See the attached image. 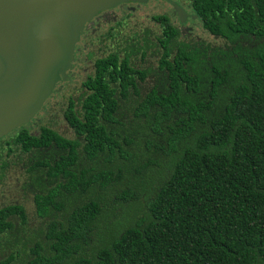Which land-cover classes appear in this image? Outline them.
Listing matches in <instances>:
<instances>
[{
  "label": "trees",
  "instance_id": "1",
  "mask_svg": "<svg viewBox=\"0 0 264 264\" xmlns=\"http://www.w3.org/2000/svg\"><path fill=\"white\" fill-rule=\"evenodd\" d=\"M185 1L187 18L220 45L181 40L158 13L159 65L134 67L153 41L147 28H131L129 7L100 37L126 43L96 57L78 101L68 100L75 138L24 124L0 139V186L15 174L47 220L46 241L35 239L22 264H264V0ZM148 77L154 82L142 95ZM123 109L132 114L125 121ZM101 156L102 164L117 159L116 170L78 165ZM125 162L127 172L164 168L143 203L128 191L93 195V184H115ZM133 200V213L106 224L105 206ZM0 204V234L13 220L25 224L22 204Z\"/></svg>",
  "mask_w": 264,
  "mask_h": 264
},
{
  "label": "rangeland",
  "instance_id": "2",
  "mask_svg": "<svg viewBox=\"0 0 264 264\" xmlns=\"http://www.w3.org/2000/svg\"><path fill=\"white\" fill-rule=\"evenodd\" d=\"M181 2L185 6L184 8L188 11V2L185 0H182ZM129 7L134 9V14L130 21L132 24H135V26L132 25L131 28L136 30L141 27L147 28L150 30L148 37L153 41L151 48L143 57L139 54L136 55V57L134 55L135 58L132 61L134 67L157 69L159 65L162 50L157 46L156 36L161 34V29L159 24L152 19V15H157L158 13L167 14L170 17L172 23L179 29L181 40L192 42L203 41L213 45H220L222 43V39L216 38L207 33L201 27L196 18L192 17L193 19L191 18V20L188 17L184 21H181L180 18H177L178 15L176 13L174 14L172 6L166 1L149 0L146 3L139 5L131 3L121 4L102 15H99L95 20L88 24L80 44L76 47L78 48V53L76 54V60L74 61L72 70L67 73V76L63 81L57 84L52 95L46 100L43 108H41L33 119L26 124L28 129L31 131H38L40 126L47 125L65 137L75 138V134L64 116L68 100L69 98H72L76 102L78 101V97L83 92L82 82L87 75L93 72V62L96 57L105 55L113 50V48H111L112 46L117 48L126 43L125 41H122L119 44L111 45L113 41L110 39H107L102 43L100 40H103V38L100 39V37L107 31V28L111 24L121 19L122 16L129 11ZM127 19L129 20V18ZM140 36H144V34H141ZM89 54H91V56H89ZM153 82V79L148 77L144 83L140 84L139 88L142 95L150 88V85H153ZM133 96L138 98V95H135L134 93ZM123 111L125 113L122 121L128 120L129 116L132 117V114L129 115L125 109H123ZM125 125L128 126L127 122ZM123 148L128 151V146L123 145ZM117 161L118 160L115 159L112 164H102V156L100 157V162H92L87 159L84 161L81 158L78 161V165L82 168L92 166L94 169L113 168L116 170L115 165ZM124 164L125 166L121 163L119 164L122 173L119 175L115 174V184L108 186L105 190H99V184L95 183L93 184L94 187H91L94 190L93 195L99 197L98 194H100L107 198H112L115 194L128 191L133 195H139V197H137V202L138 205L140 202L142 204L147 192L156 186V180L161 175L159 172H163L164 168L160 169L155 167L150 169L147 167L142 168L145 169L142 172H127V162ZM17 181L21 182L15 178V174H8L7 179L0 186V203H20L23 205L26 214L25 224L20 226L18 222L13 220L14 226L0 234V260L9 254H13L11 264H22L23 262H26L27 259L31 258L32 255L29 253V248H34L33 245L35 239L43 244L44 241H46L43 231L47 220H42L37 216L36 206L32 200L31 194L29 192H22L19 186L16 185L18 183ZM99 199H101V197H99ZM130 201L131 199H129V202ZM123 203L126 205L125 201H123ZM138 205L134 200L133 203L126 205L128 208L112 202V206L111 204H108L104 207L105 214L102 218L108 226H111L118 221L117 218L126 213L125 211H129V214H131L135 211V207ZM122 208L127 209L122 210Z\"/></svg>",
  "mask_w": 264,
  "mask_h": 264
},
{
  "label": "water",
  "instance_id": "3",
  "mask_svg": "<svg viewBox=\"0 0 264 264\" xmlns=\"http://www.w3.org/2000/svg\"><path fill=\"white\" fill-rule=\"evenodd\" d=\"M149 0H0V139L43 108L72 67L86 25L100 12ZM181 21L188 14L173 0Z\"/></svg>",
  "mask_w": 264,
  "mask_h": 264
},
{
  "label": "flooded vegetation",
  "instance_id": "4",
  "mask_svg": "<svg viewBox=\"0 0 264 264\" xmlns=\"http://www.w3.org/2000/svg\"><path fill=\"white\" fill-rule=\"evenodd\" d=\"M107 11H109V10H107ZM107 11L100 12L95 18H93V19L91 20V22H92L94 19H96L99 15H102L103 13H105V12H107ZM89 23H90V22H89ZM89 23H88V24H89ZM88 24L86 25L85 30H86ZM77 44H78V43H77Z\"/></svg>",
  "mask_w": 264,
  "mask_h": 264
}]
</instances>
